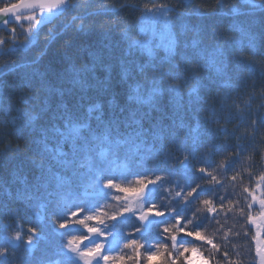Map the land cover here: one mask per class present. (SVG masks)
<instances>
[{
	"label": "trees",
	"instance_id": "obj_1",
	"mask_svg": "<svg viewBox=\"0 0 264 264\" xmlns=\"http://www.w3.org/2000/svg\"><path fill=\"white\" fill-rule=\"evenodd\" d=\"M6 3L0 0V5ZM27 18L14 19L8 30L0 33V247L7 246L8 229L19 228L27 235L28 227L35 226L46 238L32 254L22 248L15 264H44L51 258L62 264H81L66 248L63 256H57L62 237L56 235L48 216L42 222L35 215L43 198L42 184H53L54 173L62 171L53 159L61 146L67 153L61 159L73 162L63 174L73 175L79 185L77 164L85 150L96 148L106 133L110 132L113 139L135 134L141 130L136 123L140 121L149 141L154 131H163L168 139L175 140L172 133L181 115L189 118V127L196 124L195 114L212 108L226 120L233 102L247 115L249 96L252 111H264V6L259 0H71L61 16L37 30ZM193 85L200 88L199 99L188 94ZM155 89L162 94H154ZM83 125L87 127L73 143L72 129ZM212 127L231 130L235 124ZM201 132L207 143L209 137L204 129ZM183 135L182 131L178 138ZM233 143L221 134L214 139L216 146ZM171 153L180 155L175 147ZM197 156L215 163L209 171L219 184L209 185L207 179L201 181L200 174L190 173L185 178L187 187L202 183L198 195H205L191 205L175 195L179 190L176 184L183 185V173L165 178L145 196L144 209L156 204L166 216L149 229L129 214L116 222L106 220L100 226L103 235L95 240L111 244L106 254L132 255L133 250L125 245L135 239L144 244L141 251L148 254L167 248L166 255L172 258L168 264L172 260L190 264L195 256L216 264L218 257L210 256L209 245L184 235L174 240L164 229L177 231L176 211L184 215L180 231H201L218 244L225 234L231 233L229 240L234 239L242 228L240 208L247 203L243 188L256 179L253 175L249 181L248 173H255L260 165L250 168L246 158L242 167L238 165L237 181H232L231 174L226 177L220 166L222 155L214 156L211 150L201 148ZM163 171L158 168L157 174ZM148 174L135 164L105 172V176L125 186H134L141 178L137 175ZM220 185V192L211 195L208 187ZM29 191L32 200L26 198ZM90 191L84 199L85 213L100 210L118 216L131 204L129 200H113L114 195L123 196L115 189L101 186ZM229 193L234 194L236 208L227 211L226 205L225 210L216 213L219 223H208L213 214L202 201L211 199L218 208L217 197ZM53 211L63 219L64 209L50 207L49 212ZM79 218L83 219V214ZM67 231L65 243L73 234L90 239L87 228L76 225ZM191 248L200 251H184ZM241 251L246 254V248ZM182 254L188 258L180 259ZM141 264L164 261L157 257Z\"/></svg>",
	"mask_w": 264,
	"mask_h": 264
},
{
	"label": "snow or ice",
	"instance_id": "obj_2",
	"mask_svg": "<svg viewBox=\"0 0 264 264\" xmlns=\"http://www.w3.org/2000/svg\"><path fill=\"white\" fill-rule=\"evenodd\" d=\"M18 2L19 0H9L8 3L0 5V8H12ZM41 7L46 6L41 5ZM5 25H8V23H5ZM10 32L14 33L15 28L11 27ZM180 87L179 84L176 85L177 91L180 90ZM154 94H162V91L155 89ZM188 94L199 99L200 88L197 85H193L188 89ZM261 98L264 100V88L261 89ZM151 99L153 97H149V100ZM147 102L145 101V103ZM251 102L252 97L249 96L247 115L241 109L235 107V102H233V109L228 112L226 120L216 115L215 108L205 113L195 114L196 124L192 127H189V118L181 115L176 121V130L172 133L176 137L175 140L168 139L163 131H154L149 141L145 137L142 122L140 121L136 123L140 125L141 130L135 134L124 137L117 136L113 139L110 132L106 133L96 148L85 150L83 158L77 164L79 185H77L73 175L63 174L69 171L73 162L66 158L61 159L62 157H67V153L62 146L58 148L53 159L61 166L62 171L54 173L55 182L53 184L50 185L49 182L42 184L41 195L43 198L38 203V211H35V215L42 222L48 216L54 225L56 235L62 237L57 256H63V251L66 248L69 253L75 254L77 260L82 261L83 264H101V262L103 264H141V261L149 262L157 257L162 258L164 264H168L172 258L170 259L169 255H166L168 252L167 248L158 249L148 254L145 251H141L142 249L144 250V244L135 239L125 245V247L133 250L132 255L125 257L124 255L106 254L103 243L85 247L88 238L82 237L80 234L71 235V238L67 239L66 243L63 238L69 236L67 230L76 225L87 228L92 236L103 235L100 226L104 225L106 220L116 222L121 217L134 213L135 208L131 204L125 207L118 216H108L107 213L100 210L85 213L84 199L91 194L90 190H99L101 186L109 190L115 189L117 192L122 193L124 200H143L150 185H158L165 178L172 179L177 172H182L183 185L180 183L176 184V188L179 190L176 191L175 195L179 200L186 201V204L189 202H191V205L195 204L196 201L200 200L201 196H205L198 195L204 186L202 183H197L195 186L188 188L185 178L190 173L200 174L202 177L201 181L207 179L209 185L219 184L216 175L209 171V168L216 167L215 163L201 161L197 156V152L203 148L211 150L214 156L222 155L224 157L220 166L224 169L226 177L231 174L230 178L232 181H237L239 174L238 165L242 167V162L246 158L249 160L248 167L255 168L260 165L258 171H255V173L249 172L247 176V179L252 181L253 175H255V181L243 188V193L246 194L243 199L247 200V203L240 208L241 216L239 222L242 228L235 233L234 239L229 240L231 233L225 234L222 238V243L218 244L213 239L206 238L201 231L195 229L180 231V225L184 223V215L173 211L176 218L175 227L177 231L173 233L169 228H165L164 231L169 232L174 240H178L181 235H184L203 241V243L210 246V256L218 257L216 264H264V111L253 112ZM261 108H264V104L261 105ZM91 111L92 109L90 108L89 112ZM228 123L235 124V127L231 130L227 127H212V125ZM86 127L87 125H83L72 129L73 143H75V138L80 137L82 128ZM201 129H204V133L209 137L207 143L202 140ZM182 131L184 132L183 138L179 139L178 137ZM218 134L223 135L226 139L231 138L235 143L227 147L224 145L216 146L214 139ZM173 147L180 152L179 156L172 155L171 149ZM121 149H124L123 157L121 156ZM92 152L95 155H92ZM229 156H231V159H229ZM193 161H195L194 166L192 164ZM132 164L149 173L148 175H137L141 178L135 181L134 186H125L123 183H117L111 177L105 176L106 171L111 170L114 172L116 168L121 166L131 168ZM149 164H151L150 167H148ZM161 164L166 166L161 167ZM158 168L164 169V171L157 174ZM222 187L223 185L208 188L211 189L212 195L220 192ZM182 192L184 195L181 194ZM26 198L28 200L34 199L31 191L27 193ZM217 201L219 204L218 208L211 199L202 201L207 211L213 214L211 221L208 218V223H219L216 213L225 210L226 205L228 206L227 211H232L236 208L233 193H229L227 196L219 195ZM50 207L64 209L65 215L63 219L56 216L54 211L49 212ZM140 209L141 214L137 219L141 223L149 221V217L166 216V211L159 208L156 204H152L146 210L141 204ZM14 211H18V209ZM82 214L83 219L79 218ZM18 219L19 216L16 217V220ZM228 219H231V217H228ZM91 222H94L95 226H92ZM12 232L14 234H10ZM27 233L25 235L19 228L8 229L5 232L7 246L0 247V264H7L9 260L12 261V264H15L16 254L22 248L25 252L32 254L37 250L41 239L46 238L35 226L28 227ZM242 248H246V254L242 253ZM184 251L199 252L200 250L191 248L184 249ZM187 258L183 254L180 256V259L186 260ZM205 261L206 264H209V260ZM44 264H62V262L59 259L51 258L45 261ZM172 264H179V261L172 260Z\"/></svg>",
	"mask_w": 264,
	"mask_h": 264
},
{
	"label": "water",
	"instance_id": "obj_3",
	"mask_svg": "<svg viewBox=\"0 0 264 264\" xmlns=\"http://www.w3.org/2000/svg\"><path fill=\"white\" fill-rule=\"evenodd\" d=\"M71 0H20L18 4L13 5L12 8L0 10V33L1 31L8 30L9 26L14 19L27 16L39 12L45 18V24L55 20L61 16L69 7ZM44 5L46 7H41ZM8 23V25H5ZM154 189V185H150L145 195L150 194ZM138 217V216H137ZM137 219V218H136ZM162 217H149V221L141 223L139 219L137 222L142 224L144 228L149 229L152 225L159 223ZM92 240L99 238V235L92 236Z\"/></svg>",
	"mask_w": 264,
	"mask_h": 264
},
{
	"label": "rangeland",
	"instance_id": "obj_4",
	"mask_svg": "<svg viewBox=\"0 0 264 264\" xmlns=\"http://www.w3.org/2000/svg\"><path fill=\"white\" fill-rule=\"evenodd\" d=\"M6 1H8L9 2V0H6ZM20 1V0H19ZM262 4H263V6H264V0H259ZM28 21L27 22H29V23H31L32 25H31V27H32V29L33 30H37V29H39L42 25H44L45 24V18L42 16V14H36V15H34V16H32V17H29L28 19H27ZM145 196H144V199L143 200H133V199H129V203H131V205L135 208V211H134V213H132V214H129L130 216H135V218L137 217V216H139L140 214H141V209H140V205L142 204L143 205V207H144V204H145ZM88 235H89V232H88ZM100 237H101V235H100ZM90 241H91V239H89ZM88 240V242H87V244L85 245V247H87V246H95L97 243H103L104 245H105V251L111 246V244L110 243H108V242H103L102 240H98V241H89ZM81 264H83V262L82 261H79ZM190 264H206V262L204 261V259L202 258V257H200V256H195V257H193L192 258V260L190 261Z\"/></svg>",
	"mask_w": 264,
	"mask_h": 264
},
{
	"label": "clouds",
	"instance_id": "obj_5",
	"mask_svg": "<svg viewBox=\"0 0 264 264\" xmlns=\"http://www.w3.org/2000/svg\"><path fill=\"white\" fill-rule=\"evenodd\" d=\"M113 200H116V201H121L123 200L122 196L121 195H114L112 197ZM107 207H114V205H108Z\"/></svg>",
	"mask_w": 264,
	"mask_h": 264
}]
</instances>
